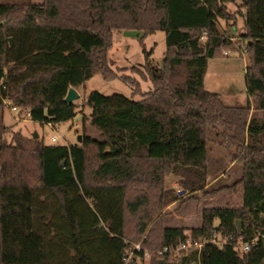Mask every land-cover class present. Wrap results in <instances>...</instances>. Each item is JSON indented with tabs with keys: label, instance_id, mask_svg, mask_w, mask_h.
<instances>
[{
	"label": "trees",
	"instance_id": "trees-1",
	"mask_svg": "<svg viewBox=\"0 0 264 264\" xmlns=\"http://www.w3.org/2000/svg\"><path fill=\"white\" fill-rule=\"evenodd\" d=\"M240 19L245 31L235 41L219 21L237 27ZM118 30L141 33L142 43L164 31L162 65L145 49L140 66L114 68ZM243 50L249 100L230 106L206 89L205 76L211 58ZM96 74L130 85L132 98L92 90L80 143L48 144L12 129L8 140L2 126L0 264H145L143 251L127 261L131 243L159 252L189 230L165 224V208L180 199L169 176L188 192L181 206L241 185L242 206L203 208L189 235L210 239L216 230L231 242H257L244 252L207 243L157 253L150 264H264V0L0 2V107L28 109L42 124L70 121L79 105L66 102L68 90ZM211 143L242 168L230 186L206 188Z\"/></svg>",
	"mask_w": 264,
	"mask_h": 264
},
{
	"label": "rangeland",
	"instance_id": "rangeland-1",
	"mask_svg": "<svg viewBox=\"0 0 264 264\" xmlns=\"http://www.w3.org/2000/svg\"><path fill=\"white\" fill-rule=\"evenodd\" d=\"M0 2H10L16 4H31L42 3L43 0H0ZM236 5H229L230 12H235ZM241 20V19H240ZM227 22L220 20L219 27L228 34H235V41H237L245 31L244 23L239 22V25L227 26ZM142 34L137 31H121L118 30L114 34V44L109 51L110 57L115 61V67H131L140 66L145 62V49L152 51L151 58L153 62L159 66L162 65L167 48L166 34L164 31H157L149 34L144 43L141 42ZM144 44V45H143ZM243 45V43H242ZM249 65V56L245 50L239 52H231L228 57L211 58L208 64V70L205 77V87L207 90L218 93L225 104L230 106H245L248 104V93L246 86V74ZM139 78L140 75H137ZM143 91H147L151 88L150 82H142ZM92 90H98L106 95H112L115 93L124 94L132 98L133 89L130 85L124 83L120 79L105 80L100 74L94 75L90 78L85 85L79 90L80 97L75 100L79 105L77 109V115L70 121L60 123L58 127H51L47 123H40L33 121L30 117H26L23 109L17 111L12 108L15 106L7 102L5 108L0 107V133L2 132V126L8 140H11L12 135L9 132L21 130L26 136L32 137L37 132L38 138L44 137L46 143L53 145H70L80 143L78 135L83 134V114L84 111L89 113L90 107L82 106L87 99L89 93ZM142 96L136 95L135 100L141 99ZM83 111V113H82ZM260 116L261 113H260ZM89 135L94 138H99V134L91 129L87 124V130ZM56 135L57 141L52 142L51 136ZM210 166L207 180V189L216 188L219 186H230L235 183L242 176V168L240 165L233 162L228 152L218 144H210ZM177 178L175 176L167 177L168 186H173L179 191V186H174V181ZM212 182L211 185H208ZM187 190L183 194H179L180 199L169 204L165 208L167 217L165 224L173 226L187 227L189 230L185 233L189 234L190 229L199 227L202 224V209L205 207H240L243 204V188L238 186L236 190L227 189L218 194L215 198L206 200L199 203L197 200H190L185 205L181 206V199L187 194ZM240 226L242 225L241 220ZM141 245L140 242L131 243L132 247ZM142 246V245H141ZM145 264L152 263V255L158 252L154 249H145ZM195 264V263H193Z\"/></svg>",
	"mask_w": 264,
	"mask_h": 264
},
{
	"label": "built area",
	"instance_id": "built-area-1",
	"mask_svg": "<svg viewBox=\"0 0 264 264\" xmlns=\"http://www.w3.org/2000/svg\"><path fill=\"white\" fill-rule=\"evenodd\" d=\"M225 53H227V52H225ZM12 109L17 111L20 108L14 106ZM23 110L25 112L26 117H30V110H28V109H23ZM47 124L49 126H51V127H54V128L59 126L58 123L49 122ZM51 141L52 142H56L57 141V136L56 135H52L51 136ZM256 242H257V238H254V239L249 240V241L240 240V241H237V242H231V239H229L226 236H223L220 232L215 230V231H213L212 237L210 239L195 240V239H193V237L191 235L187 234V237H186V239L183 242L179 243L176 246H165L163 248V250L159 251L158 253L159 254H170V255H173V256H179L182 253L188 252V251H190L192 249H199L200 250L207 243L216 244V245H218L221 248L226 246V245H230L231 244L237 250H240V251L244 252V251L250 250L251 247L256 244ZM144 250L145 249L142 248L141 245H136V247L129 253L127 261L132 259V257L135 254V252H138V253L142 252V251L144 252ZM147 253H148V251L144 252V255L147 254Z\"/></svg>",
	"mask_w": 264,
	"mask_h": 264
},
{
	"label": "water",
	"instance_id": "water-1",
	"mask_svg": "<svg viewBox=\"0 0 264 264\" xmlns=\"http://www.w3.org/2000/svg\"><path fill=\"white\" fill-rule=\"evenodd\" d=\"M79 97H80V95H79L78 90H77L76 88H74V87H71V88L68 90V93H67V95H66V97H65V100H66V102H68L69 104H71V103H73L76 99H78ZM32 137H33V138H38V137H39V134H38L37 132H35V133L32 135ZM78 140H79V142L82 141V134H79V135H78ZM185 192H186V190H181V191H179V194L181 195V194H183V193H185ZM237 222H238V227H239V229H241L240 221L238 220Z\"/></svg>",
	"mask_w": 264,
	"mask_h": 264
},
{
	"label": "crops",
	"instance_id": "crops-1",
	"mask_svg": "<svg viewBox=\"0 0 264 264\" xmlns=\"http://www.w3.org/2000/svg\"><path fill=\"white\" fill-rule=\"evenodd\" d=\"M240 21H242V19L239 20V22H240ZM242 22H243V21H242ZM205 77H206V76H205ZM150 83H151V82H150ZM151 88H152V84H151ZM151 88H150V89H151ZM150 89H149V90H150ZM149 90H147V91H149ZM248 99H249V98H248ZM86 100H87V99H86ZM86 100H85V101H86ZM85 101H84V102H85ZM86 107H87V106H86ZM89 109H90V112H89V113H87V112H85V111H84V113L87 114V115H89V114L91 113V108H89ZM173 184H174V186H175V185L178 186V181H177V180L174 181ZM211 184H212V182L210 181V183H209L208 185H211ZM243 200H244V194H243V199H242V201H243ZM220 207H223V206H220ZM167 225H168V226H173V225H170V224H167Z\"/></svg>",
	"mask_w": 264,
	"mask_h": 264
}]
</instances>
